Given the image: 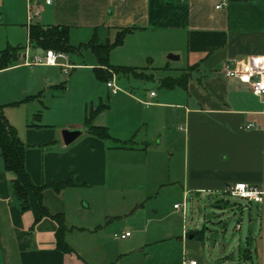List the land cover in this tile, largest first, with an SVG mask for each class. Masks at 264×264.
Returning <instances> with one entry per match:
<instances>
[{
	"label": "crops",
	"instance_id": "obj_1",
	"mask_svg": "<svg viewBox=\"0 0 264 264\" xmlns=\"http://www.w3.org/2000/svg\"><path fill=\"white\" fill-rule=\"evenodd\" d=\"M40 5L43 13L22 23L26 44L0 68V104L26 144L24 166L32 183L65 178L71 183L41 188L43 213L33 189L26 188L21 207L13 173L0 157V264L264 262V200L246 203L245 230L231 248L225 218H186V201L191 209L201 194L222 209L227 200L218 192L228 183L264 187V94H253L219 70L228 58L264 66V0H41ZM33 22L67 25L71 44L91 35L99 42L112 40L119 27L132 26L110 48L108 60L147 77L119 73L125 77L116 83L112 74L107 79L118 89L109 92L104 81L106 101L85 84L70 96L65 84L52 83L39 63L31 62L38 47L27 43L26 27ZM6 45L0 38V50ZM71 64L67 82L93 78V71L74 69L92 68L95 60ZM182 73L187 74L183 85H160L161 77ZM29 95L34 96L24 98ZM100 103L91 123L105 126L111 137L82 130L64 143L60 130L83 125L88 110ZM37 111L35 124H29ZM246 122L255 126L243 127ZM132 179L140 181L151 206L137 209L140 223L130 231L117 218L126 203L122 191ZM161 191L180 204L172 200L161 213L152 198ZM244 204L235 206L241 210ZM54 214L62 217L67 250L56 246ZM123 230L129 234L113 236Z\"/></svg>",
	"mask_w": 264,
	"mask_h": 264
},
{
	"label": "trees",
	"instance_id": "obj_2",
	"mask_svg": "<svg viewBox=\"0 0 264 264\" xmlns=\"http://www.w3.org/2000/svg\"><path fill=\"white\" fill-rule=\"evenodd\" d=\"M132 26L119 27L112 40H105L99 42L94 35H91L86 41L80 42L77 45H72L68 41V26L65 24H40L38 22L28 23L26 27L27 43L32 46L40 47L42 49L52 48L54 50H61L64 52H71L78 50L80 47H87L95 56L96 65L92 66V71L96 78L103 79L104 81L112 75V73H130L133 76L147 77L140 71L132 66L122 64H111L108 61V52L110 48L121 42L123 35L130 31ZM22 44H16L15 46L6 45L0 50V68L6 66L11 60L17 58V50L22 48ZM187 78L186 73H182L177 77L164 76L160 78V85L165 87H171L174 85H183ZM58 86L62 87L63 82H60ZM37 95V94H35ZM29 95L24 98H28ZM23 98V99H24ZM21 99V100H23ZM18 101H12L11 103H17ZM3 104H0V157L2 159L3 167L10 170L13 173L11 180L12 188L20 200L21 207L26 206V188H32L37 197V207L39 212L43 213L44 209L40 202V190L48 184L58 189L61 186L70 184L69 178H65L58 181H53L46 184H33L27 170L24 166V148L26 144L19 138L13 125L7 120L2 110ZM104 104H98L94 108L88 110L83 119V125L87 132H90L100 138L111 137L107 131V128L103 125H97L91 123L92 115L98 111ZM33 121L29 124H35L34 120L39 117V111L34 112ZM57 221V227L55 230V243L56 246L62 250H67L68 247L62 237V231L64 229L63 220L60 214L53 215Z\"/></svg>",
	"mask_w": 264,
	"mask_h": 264
},
{
	"label": "rangeland",
	"instance_id": "obj_3",
	"mask_svg": "<svg viewBox=\"0 0 264 264\" xmlns=\"http://www.w3.org/2000/svg\"><path fill=\"white\" fill-rule=\"evenodd\" d=\"M40 4L41 0H0V38L3 44H8L9 46H15L17 43L26 44L24 27L22 26V23L26 21H34L36 20L37 16L43 13H41L40 11L41 8L39 9V7L41 6ZM77 44L78 43L72 45ZM31 53H34V50H32ZM67 56L68 60L66 61L70 63H81V65H87V63L95 60L92 52L87 47H80L78 50L71 51L67 53ZM60 60L61 59H57V62ZM36 67L42 70L46 78H51L52 83L59 84L60 82H63V84L68 87L70 96L72 95L71 92H74L76 88L85 84L89 88H92L95 93L101 94L102 98H104V101H106V93L103 85L104 80L96 78L94 73L93 78H89L87 80L83 78H75L70 82H67V77L70 71H73L71 70V68H68V71L65 72L61 69V66H59L58 63H39ZM90 67L91 65L89 67L81 66L74 69V73L76 71H79L80 74H82L83 72L91 73L92 68ZM122 77H125V75L119 73H115V76L113 75L116 83ZM150 89L152 88H148V90ZM139 185H141L139 180L137 181L135 179H132L125 184V186L127 187L122 191L125 195L126 203L117 220L125 223L130 231H133L130 225L140 223L138 214L140 212L138 211L142 210L137 209L144 210L148 209V207L151 206L149 202V199L151 198H146L147 194L143 193L144 191L140 193L141 190L139 189ZM208 196V194H201L199 197H197V199L200 201V204L194 203L191 209H189V202L186 201V218L188 219L191 216L192 218L202 216V214H205L206 217L210 216L216 218L217 216H220L222 218H225L227 221L225 239L226 241L230 242L229 248H231L232 245L242 239L247 218V207L246 205H244L243 209L240 210L237 206H235V203L239 202L241 204H244V201L242 199L233 198L232 196L219 191L218 198L226 199L227 204L222 209H215V207L207 203ZM153 197H155L156 200H158V203H160V205H158L157 207L159 208V210H161V213L168 212V210L172 207V200H174L177 205L180 204V199H172L171 197H168V195H165L164 191L158 192V194H155L154 196H152V198ZM135 203L138 204L135 205ZM212 211L216 213L212 215ZM237 221L241 225L240 229L234 228V224ZM254 262H256L255 259Z\"/></svg>",
	"mask_w": 264,
	"mask_h": 264
},
{
	"label": "built area",
	"instance_id": "obj_4",
	"mask_svg": "<svg viewBox=\"0 0 264 264\" xmlns=\"http://www.w3.org/2000/svg\"><path fill=\"white\" fill-rule=\"evenodd\" d=\"M49 2V0H44ZM216 4L215 6H218ZM57 59H61L57 62ZM64 51L54 50L52 48H46L39 51H34L31 62L44 63V64H57L61 66V69L65 72L72 66L69 63ZM221 74L227 79H234L240 83L246 84L250 91L255 95L264 94V66L256 67L251 64L248 59L241 58H228L222 61L220 68ZM105 85L108 87L109 92L114 93L117 91V86L113 84L110 79L105 80ZM153 92L150 91V94ZM253 122H246L243 127H253ZM264 152V146H263ZM223 192L232 196L233 198H239L247 202L263 203L264 200V187L256 184L247 183L245 181H235L228 183L224 186ZM239 203V202H236ZM241 204V203H239ZM177 204L175 203L174 206ZM246 205V204H244ZM235 228L239 226L238 221L234 224ZM129 234L128 230L113 232L114 237L123 238ZM183 262L195 264V259H184ZM260 264H264L261 262Z\"/></svg>",
	"mask_w": 264,
	"mask_h": 264
},
{
	"label": "water",
	"instance_id": "obj_5",
	"mask_svg": "<svg viewBox=\"0 0 264 264\" xmlns=\"http://www.w3.org/2000/svg\"><path fill=\"white\" fill-rule=\"evenodd\" d=\"M38 51H41V48H37ZM176 55H173L171 53L167 54V57L173 58ZM82 130H86L84 125H79L75 127H64L60 130L61 138L64 143L70 142L72 139H74ZM235 264H239V262H236Z\"/></svg>",
	"mask_w": 264,
	"mask_h": 264
}]
</instances>
